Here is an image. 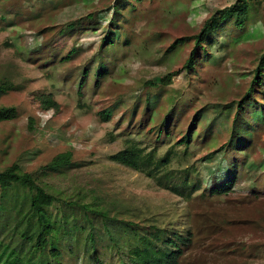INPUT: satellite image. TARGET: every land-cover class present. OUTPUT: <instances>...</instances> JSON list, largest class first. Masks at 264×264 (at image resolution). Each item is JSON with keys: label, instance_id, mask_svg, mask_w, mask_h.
I'll list each match as a JSON object with an SVG mask.
<instances>
[{"label": "rangeland", "instance_id": "374dc122", "mask_svg": "<svg viewBox=\"0 0 264 264\" xmlns=\"http://www.w3.org/2000/svg\"><path fill=\"white\" fill-rule=\"evenodd\" d=\"M235 1L0 0V82L17 87L0 93V108L17 111L0 122V171L17 164L32 174L55 198L49 212L84 228L79 245L53 233V264H128L139 238L157 230L191 233L180 264H264V82H253L264 0H249L242 27L230 19L200 47L193 39ZM179 38L188 39L171 49ZM169 73V85L150 84ZM46 96L57 110L42 108ZM127 142L170 152V182H185V196L110 161ZM63 153L71 166L43 170ZM231 176V191L212 196ZM14 194L0 192V240L22 257L38 226L29 208L16 212Z\"/></svg>", "mask_w": 264, "mask_h": 264}, {"label": "trees", "instance_id": "16d2710c", "mask_svg": "<svg viewBox=\"0 0 264 264\" xmlns=\"http://www.w3.org/2000/svg\"><path fill=\"white\" fill-rule=\"evenodd\" d=\"M141 1V0H137ZM249 0H236L235 3L227 8L216 11L209 19H207L199 34L194 36V42L196 47H200L206 39L215 34L217 30L222 28L228 20L234 19L237 27H242L249 13ZM188 38L176 39L171 49L175 48L178 44L183 43ZM195 49L192 50L187 58L183 68L191 70L195 65ZM264 54L260 58L258 67L256 69L253 82L257 87L263 85L264 82ZM175 73H169L164 77H156L150 84L152 86L170 84L171 78ZM83 85V81L80 86ZM17 89V87L7 82H0V93H5L8 90ZM250 91H248L242 100L239 102V109L241 112H246V107L250 99ZM40 104L46 111L57 110L58 104L51 99L50 96H46L41 99ZM102 122H106L109 119V113L107 111L100 114ZM17 117V111L14 108H0V122H7L14 120ZM32 119H28V125L32 124ZM189 138V137H188ZM188 143L189 139L183 140L181 143ZM109 160L119 164L121 166L130 168L136 172L144 174L147 178L153 179L158 186L171 191L178 196H185L182 191L185 188L186 183H182L183 188L178 184H172V174L167 170L170 163V152H167L162 157H157L154 151L146 152L138 145L127 142L125 147L116 153L109 156ZM71 166L70 154L63 153L56 155L43 170L59 171ZM166 171L164 174H161ZM234 176H231L222 186L213 188L210 193L212 196H221L228 194L234 184ZM182 189V190H181ZM197 191V188H193L186 196L190 197V193ZM0 192L1 198L6 199L13 196V192L17 199L16 212L18 214H24L27 208L30 209L31 215L36 217L38 226V233L35 238L26 237V241L32 243L31 250L28 254L25 253L22 257L15 256L13 249L8 243L0 240V264H53L55 259L61 257L60 248L53 242L49 241L52 238L53 233H61L67 237V242L71 244L79 245L81 238L84 234V228L79 227L73 222L71 226H67V218H61L57 220V215L53 216L49 212V208L55 201L53 195L47 193L43 187H41L34 176L30 173L21 170L17 164H12L10 167L0 171ZM14 194V195H15ZM64 220V221H63ZM56 221H62L57 223ZM165 232L157 230L149 237L139 238V246H136L131 252L128 264H180L181 257L184 254V250L191 243V233L187 232L183 235L178 232H171L169 236H164ZM83 247L86 249L93 247V238L90 233H87L83 239ZM74 245V246H75ZM88 245V246H87ZM45 256L46 261L42 263L36 255Z\"/></svg>", "mask_w": 264, "mask_h": 264}]
</instances>
